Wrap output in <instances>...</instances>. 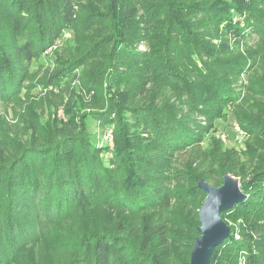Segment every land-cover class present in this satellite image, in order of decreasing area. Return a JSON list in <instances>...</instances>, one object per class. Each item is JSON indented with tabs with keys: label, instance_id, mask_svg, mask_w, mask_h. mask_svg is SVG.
Segmentation results:
<instances>
[{
	"label": "trees",
	"instance_id": "16d2710c",
	"mask_svg": "<svg viewBox=\"0 0 264 264\" xmlns=\"http://www.w3.org/2000/svg\"><path fill=\"white\" fill-rule=\"evenodd\" d=\"M225 21L255 35L247 58L224 44ZM66 27L76 53L42 85L79 68L113 148L82 121L54 119L27 140L0 124V264H188L197 182L226 173L245 198L221 212L236 224L209 264H264V0H0V104ZM240 73L255 94L250 113L235 112L244 163L218 141L200 145Z\"/></svg>",
	"mask_w": 264,
	"mask_h": 264
},
{
	"label": "rangeland",
	"instance_id": "374dc122",
	"mask_svg": "<svg viewBox=\"0 0 264 264\" xmlns=\"http://www.w3.org/2000/svg\"><path fill=\"white\" fill-rule=\"evenodd\" d=\"M227 22H222L220 30L223 31L224 44L234 54H241L247 58V50L256 41L255 35L241 37L237 32L227 27ZM217 41V39H214ZM53 45L55 47L53 48ZM49 52H43L31 65L30 73L21 94L9 102L0 104V124L9 127L16 132L18 139H30L31 133L38 134L42 138L44 124L56 120L55 126L79 125L80 121L87 127L91 140L101 145L108 142L109 152L113 148V128L95 118L92 112L98 103L93 90H83L79 83L80 69L75 68L70 76L59 79V84L48 83L42 85L61 68L63 64L74 57L76 53L75 33L71 27L64 28L53 43ZM248 75V74H247ZM245 73H240L232 84L237 97L234 101H228L222 109L221 118L214 120L204 134L200 145L208 148L211 141H218L224 149H234L238 162H245L243 151L249 143V135L239 133L237 127L242 130L235 116L237 111L250 113L255 94L249 89L250 83ZM84 116V117H83ZM199 124H208L203 116L196 115ZM83 117V119H82ZM31 124L36 127L30 128ZM243 131V130H242ZM181 158V157H180ZM225 175V174H224ZM234 177V176H233ZM237 180L239 178H236ZM199 181V180H198ZM231 220L228 225H235Z\"/></svg>",
	"mask_w": 264,
	"mask_h": 264
},
{
	"label": "water",
	"instance_id": "95a60500",
	"mask_svg": "<svg viewBox=\"0 0 264 264\" xmlns=\"http://www.w3.org/2000/svg\"><path fill=\"white\" fill-rule=\"evenodd\" d=\"M197 186L205 193V197L198 209L199 235L192 243L188 264H209L214 247L230 234V227L221 218V212L241 202L245 194L239 181L227 173L219 186L205 180H199Z\"/></svg>",
	"mask_w": 264,
	"mask_h": 264
},
{
	"label": "built area",
	"instance_id": "2783aa9c",
	"mask_svg": "<svg viewBox=\"0 0 264 264\" xmlns=\"http://www.w3.org/2000/svg\"><path fill=\"white\" fill-rule=\"evenodd\" d=\"M55 47V45H53V48ZM51 50V47H49V48H47L44 52H49ZM237 130H239V133H243L244 131H242V130H240V128L239 127H237Z\"/></svg>",
	"mask_w": 264,
	"mask_h": 264
}]
</instances>
